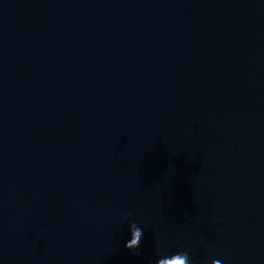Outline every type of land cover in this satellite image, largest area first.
<instances>
[{"label": "water", "instance_id": "95a60500", "mask_svg": "<svg viewBox=\"0 0 264 264\" xmlns=\"http://www.w3.org/2000/svg\"><path fill=\"white\" fill-rule=\"evenodd\" d=\"M177 251L264 264V0H0V264Z\"/></svg>", "mask_w": 264, "mask_h": 264}, {"label": "clouds", "instance_id": "9594fccd", "mask_svg": "<svg viewBox=\"0 0 264 264\" xmlns=\"http://www.w3.org/2000/svg\"><path fill=\"white\" fill-rule=\"evenodd\" d=\"M129 212L127 216H131ZM129 232L131 233V239L125 242V247L129 250H133L136 255H140L139 251H135L140 248L141 240L144 237V232L135 222H132L129 226ZM154 264H194V261L190 259V255L187 251H177L174 253L159 255ZM206 264V262H204ZM213 264H221L219 259H214Z\"/></svg>", "mask_w": 264, "mask_h": 264}]
</instances>
